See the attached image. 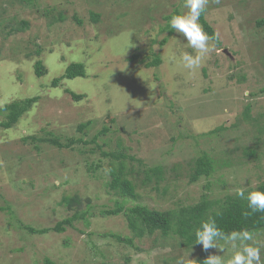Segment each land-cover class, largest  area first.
Instances as JSON below:
<instances>
[{
	"label": "rangeland",
	"instance_id": "374dc122",
	"mask_svg": "<svg viewBox=\"0 0 264 264\" xmlns=\"http://www.w3.org/2000/svg\"><path fill=\"white\" fill-rule=\"evenodd\" d=\"M175 8L188 11L184 0H0V107L35 98L16 125L0 127V264H195L200 243L159 231L120 242L109 235L132 238L124 216L100 212L121 203L179 210L203 195L217 208L237 188L264 182V0H209L205 17L221 45L194 76L166 62L170 49L193 52L183 34L164 29ZM154 57L159 64L147 67ZM72 62L85 76L52 85ZM112 151L133 156L123 163L134 199L109 188L119 160L102 152ZM202 152L214 170L190 182ZM149 167L161 168L159 181L146 177ZM73 194L81 203L69 210L60 201ZM75 209L89 214L62 232L19 225L51 228ZM253 242L264 245V229ZM218 243L225 250L207 257L236 251ZM260 255L264 264V247Z\"/></svg>",
	"mask_w": 264,
	"mask_h": 264
},
{
	"label": "trees",
	"instance_id": "16d2710c",
	"mask_svg": "<svg viewBox=\"0 0 264 264\" xmlns=\"http://www.w3.org/2000/svg\"><path fill=\"white\" fill-rule=\"evenodd\" d=\"M175 13H180L179 9L175 8L171 14L167 15L165 19L167 24L164 29H167L168 35L173 32L171 29L169 20L171 16ZM205 12L201 14L199 23L203 26L205 32L209 35L215 33L213 27L209 24L205 17ZM97 13H91V18L97 20ZM264 23V19L260 22ZM22 26H27V22H22ZM23 29V28H21ZM167 38H164L161 43L166 41ZM216 46L221 45V41H214ZM133 59V57L131 58ZM159 64V58L154 57L150 62L146 63L147 67L156 66ZM204 71V70H203ZM34 73L37 77L42 76L45 73L44 67L40 60L35 61L34 63ZM84 65L80 62H72L66 66L64 72L52 81V85H56L58 81L65 78H74L85 76ZM140 89V88H139ZM70 93L75 99H80L82 95H77L72 91L66 90ZM260 92H264V86L259 89ZM35 101L34 97L25 98L21 100H14L9 103H5L0 107V112L5 113L4 119L0 121V127L9 129L12 126L16 125L19 122V118L28 111L29 107ZM249 104L245 105V113L249 110ZM87 126V122L80 123L77 126L78 130H83ZM109 130L107 126H104L100 133H105ZM35 139L34 136H25L23 139ZM39 142H49L52 145L62 148L67 147L61 143L56 137L45 138L38 137L36 138ZM71 141V140H70ZM78 141H81L80 139ZM38 149V148H36ZM103 155L109 156L113 159L119 160L117 166H112L110 168V181L109 188L112 189L120 197H130L136 198L137 194L135 192V185L133 184L130 176L132 175V169L125 168L123 160L126 158L133 159V156H128L127 154L119 151L112 152H102ZM214 170L213 160L205 153L202 152L197 156L194 162L193 170L189 176L190 182H195L199 177H209ZM145 175L149 179L150 175L155 177L156 182L161 178V168L160 167H149L145 170ZM260 190L264 191V182L260 183L254 189H248L247 191ZM222 201V205L214 208V205L218 201H209L206 198V195H203L201 199L194 205H188L180 207L179 210H166L158 211L149 209L146 206L135 204L133 206H125L123 203L117 204L113 209L102 210L101 215H117L122 213L126 220V225L130 232L132 233V238H126L120 236L119 234L110 233V237H114L117 241L130 243L132 242L133 237H142L146 234H152L155 231H159L163 235H168L170 232L176 234L186 245L198 244L195 242V230L203 220H206L209 216L215 218L217 226L222 229L225 233H229L233 230L239 231L242 229H247L251 232H257L261 229H264V212H256L251 215L245 216V211H250L248 209V203L246 199H241L237 195L226 196ZM61 203L65 205L67 209H73L74 207L80 205V199L76 194L72 196L64 195L61 198ZM219 205V203L217 204ZM219 213V215H217ZM89 214L88 210H78L75 209L71 216H68L62 219L60 222H57L51 228H34L33 226L26 224H19L20 227L26 229L29 233H45L49 230L56 232H62L66 229V226H72L73 222L76 220H84L86 215ZM208 251H205L202 247L200 254L195 264H203V261L207 258ZM45 264H54V262L49 259H45Z\"/></svg>",
	"mask_w": 264,
	"mask_h": 264
},
{
	"label": "clouds",
	"instance_id": "9594fccd",
	"mask_svg": "<svg viewBox=\"0 0 264 264\" xmlns=\"http://www.w3.org/2000/svg\"><path fill=\"white\" fill-rule=\"evenodd\" d=\"M216 2L219 3V0H216ZM208 3L209 0H184V7L188 11L186 13H175L169 20L171 29L183 34L193 52H180L177 54L176 51L170 49L166 62L170 63L175 69L186 70L189 76H194L206 63L209 54L216 47L214 41L219 40L218 32L209 35L199 23L201 14L205 12ZM158 31L159 27L156 26L155 32ZM129 46H127L126 51ZM236 195L247 200L250 211H245V216L256 212H264V191L253 190L247 191L246 194L244 188H237ZM220 240L224 241V245H230L232 249L236 250L234 254L227 259L222 255H209L203 261V264H262L260 253L264 245L253 242V232L242 229L225 233L217 226L215 218L211 216L203 220L195 230V242L200 243L205 251L210 248L225 250L224 246L218 243ZM177 264H184V262L181 260Z\"/></svg>",
	"mask_w": 264,
	"mask_h": 264
}]
</instances>
